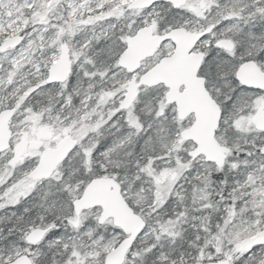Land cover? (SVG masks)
I'll return each instance as SVG.
<instances>
[{"label":"snow or ice","instance_id":"6c2138e0","mask_svg":"<svg viewBox=\"0 0 264 264\" xmlns=\"http://www.w3.org/2000/svg\"><path fill=\"white\" fill-rule=\"evenodd\" d=\"M0 264H264V0H0Z\"/></svg>","mask_w":264,"mask_h":264}]
</instances>
